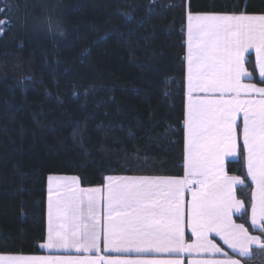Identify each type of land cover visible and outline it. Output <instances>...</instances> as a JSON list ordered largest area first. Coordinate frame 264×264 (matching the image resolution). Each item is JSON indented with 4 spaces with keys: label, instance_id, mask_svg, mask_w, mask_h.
I'll list each match as a JSON object with an SVG mask.
<instances>
[{
    "label": "trees",
    "instance_id": "trees-1",
    "mask_svg": "<svg viewBox=\"0 0 264 264\" xmlns=\"http://www.w3.org/2000/svg\"><path fill=\"white\" fill-rule=\"evenodd\" d=\"M189 12L264 13V0H0V253L41 252L49 174L90 186L183 173ZM239 145L226 161L244 180L236 219L264 236L248 222ZM242 262L264 264V252Z\"/></svg>",
    "mask_w": 264,
    "mask_h": 264
},
{
    "label": "snow or ice",
    "instance_id": "snow-or-ice-1",
    "mask_svg": "<svg viewBox=\"0 0 264 264\" xmlns=\"http://www.w3.org/2000/svg\"><path fill=\"white\" fill-rule=\"evenodd\" d=\"M5 24L10 21H0V30L7 31ZM186 44L184 175L107 176L102 186L90 188L81 187L75 176L50 175L47 239L40 247L96 255H0V264H182L185 252L224 256L188 264H242L252 259L253 248L264 252V236L233 221L244 207L235 195L244 180L224 171L225 158L238 156L242 139L254 185L250 222L264 233V87L242 82L252 76L245 67L249 50L264 81V14L189 12ZM185 226L194 237L191 243L185 242ZM210 233L241 259L223 253ZM101 235L105 253L136 258L100 255ZM150 254L153 258H144Z\"/></svg>",
    "mask_w": 264,
    "mask_h": 264
},
{
    "label": "crops",
    "instance_id": "crops-1",
    "mask_svg": "<svg viewBox=\"0 0 264 264\" xmlns=\"http://www.w3.org/2000/svg\"><path fill=\"white\" fill-rule=\"evenodd\" d=\"M206 13H212V14H229V15H233V14H242V13H226V12H197V13H192V14H206ZM189 13L186 14V19H185V54H184V70H185V76H184V119H185V107H186V103H187V80H186V76H187V62H186V55H187V44H186V40H187V16H188ZM243 14H247V15H261V14H264V13H243ZM246 60L248 59L249 56H252L253 57V62H254V72L255 74L259 77V72H258V69L256 68V64H255V52L254 50H249V53H246ZM245 67L246 69L251 72V70L247 67V64H245ZM252 73V72H251ZM253 76V75H252ZM252 76L250 78H243L242 82L243 83H254L256 84L258 87H264L263 84H258L257 82L253 81L252 80ZM260 78V77H259ZM237 123L239 124L240 128L242 129L243 127V117H242V114H238L237 115ZM183 128H184V120H183ZM184 143H185V130H184ZM238 143H243L242 142V139H239L238 140ZM238 157V156H237ZM237 157H226L225 158V163H224V171H225V174L228 175V176H239L241 177L240 175H237V174H230L226 171V161L228 160H232V159H236ZM183 164H184V157H183ZM245 165V163H244ZM245 170H246V167H245ZM246 173H247V170H246ZM63 176V177H77L76 175L74 174H49L47 177H46V199H45V234H44V238L43 240L39 243V248L41 249V252L39 253H33V254H2L0 253V255H26V256H84V255H92V256H95L96 253H76L74 250H69L68 252H63V251H55V250H48V249H43L40 247V245L42 243H44L47 239V204H48V177L49 176ZM184 175V168H183V173L181 175H166V174H112V175H109V176H168V177H182ZM78 178V177H77ZM242 178V177H241ZM243 179V178H242ZM249 179V178H248ZM250 181V179H249ZM105 183V180L102 184H97V185H90V186H83L81 183H80V186L83 187V188H90V187H99V186H102L103 184ZM251 183V181H250ZM252 184V183H251ZM240 186V185H237L236 188ZM236 188H235V195H236V198L240 201H242V199L240 197H238V195L236 194ZM254 188V185H252V190ZM252 190H251V193H252ZM185 199L188 200V199H191V196H190V193H186V196H185ZM243 202V201H242ZM251 203H252V199H251ZM251 203H250V209H249V214H248V222H249V225L252 229H254L251 225V222H250V218H251ZM244 205V203H243ZM244 210V207L243 209L241 210V213L242 211ZM241 213L239 214H236L234 213L233 214V221L237 224H243L242 222H240L239 220L236 219V216L240 215ZM102 225H103V219L101 217V230H102ZM246 228H248L246 225H245ZM249 233L251 235H258L260 236V234H258L257 232L255 231H251L249 228ZM254 230H258V229H254ZM209 238L213 240V242H215L219 247H221L222 249V252L223 253H227L228 256H232L233 258H236V259H241L238 255H236L235 253L232 252L231 249H229L227 247V245H224L223 244V241H221L219 239L218 236H215L214 233H210L209 234ZM194 239V237H192L191 235V231L185 226V242L186 243H191L192 240ZM100 255H103V256H109V257H119V258H136L135 254H126V253H112V252H108V253H105L103 251V238H102V235H101V243H100ZM254 249V248H253ZM155 255V258H169L166 254H154ZM144 258H153V256L150 254L149 256H146ZM181 260H182V264H188L189 260H193V259H207V258H214V259H223L224 256L221 254V253H216L214 254L213 256H209V253H202V254H199L197 255L196 253H193L191 255H189V253L185 252L181 257ZM242 264H244L242 262Z\"/></svg>",
    "mask_w": 264,
    "mask_h": 264
},
{
    "label": "flooded vegetation",
    "instance_id": "flooded-vegetation-1",
    "mask_svg": "<svg viewBox=\"0 0 264 264\" xmlns=\"http://www.w3.org/2000/svg\"><path fill=\"white\" fill-rule=\"evenodd\" d=\"M0 21H5V20H0ZM3 31L2 30H0V34L2 33Z\"/></svg>",
    "mask_w": 264,
    "mask_h": 264
}]
</instances>
